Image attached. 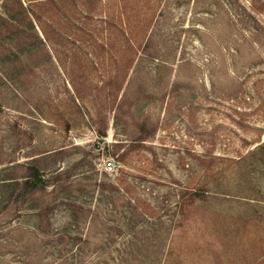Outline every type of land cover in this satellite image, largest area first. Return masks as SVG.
Returning a JSON list of instances; mask_svg holds the SVG:
<instances>
[{
	"label": "rangeland",
	"instance_id": "1",
	"mask_svg": "<svg viewBox=\"0 0 264 264\" xmlns=\"http://www.w3.org/2000/svg\"><path fill=\"white\" fill-rule=\"evenodd\" d=\"M0 264H264V0H0Z\"/></svg>",
	"mask_w": 264,
	"mask_h": 264
}]
</instances>
